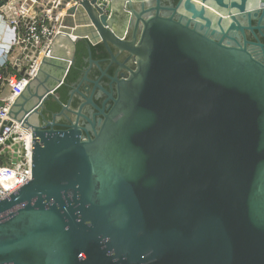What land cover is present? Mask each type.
<instances>
[{
    "label": "water",
    "instance_id": "95a60500",
    "mask_svg": "<svg viewBox=\"0 0 264 264\" xmlns=\"http://www.w3.org/2000/svg\"><path fill=\"white\" fill-rule=\"evenodd\" d=\"M43 1L73 54L11 106L32 178L0 200V264H264V0ZM81 41L88 95L48 121Z\"/></svg>",
    "mask_w": 264,
    "mask_h": 264
},
{
    "label": "built area",
    "instance_id": "2783aa9c",
    "mask_svg": "<svg viewBox=\"0 0 264 264\" xmlns=\"http://www.w3.org/2000/svg\"><path fill=\"white\" fill-rule=\"evenodd\" d=\"M11 1L1 8L8 19L21 28L15 42L20 50L13 58L8 55L0 67V200L7 198L32 178V133L10 116V109L22 91L20 88L24 89L37 74L42 58L53 54V39L50 36L55 29L52 11L43 0H17L14 5ZM33 46L35 50H32ZM31 51L33 55L30 56L28 52ZM37 51L41 53V57H37L39 63L34 60ZM24 66H27V76L21 74ZM10 139L13 142L7 145ZM5 147H9V151L5 152Z\"/></svg>",
    "mask_w": 264,
    "mask_h": 264
},
{
    "label": "flooded vegetation",
    "instance_id": "af4514ba",
    "mask_svg": "<svg viewBox=\"0 0 264 264\" xmlns=\"http://www.w3.org/2000/svg\"><path fill=\"white\" fill-rule=\"evenodd\" d=\"M94 57L96 59H100V58L104 57V55L103 54L99 55V54H96L95 53ZM75 61H76V58H75ZM74 64H75V62L72 64V66ZM87 67H88V62L83 67V69L81 71V74L79 75V77L76 80L70 82L69 81V78H68V82H69V84H71V88L68 87V86H63L61 88V96H60V99H62L63 105H60L59 103H56V102H54L52 104V107H51L52 108V111L48 115V121H51L52 120V117L54 115L56 116V122L58 124H69L70 123L66 118H63L62 115L69 116L71 118V124L76 121V119H77L78 116L75 115V114H73V113H71V109L78 110L79 107L81 106V104L85 102V99L82 97V95H84V94L85 95H88V92L86 91V81H83V75H84L85 70L87 69ZM95 70H96V68H94L89 73V77L90 78H95V76H98V74L95 72ZM54 73L56 74V72H54ZM70 89H71V91H73V89H77V92L75 93L74 99H72V102L69 105V102H68V100H69L68 91ZM101 99H99V102L101 101ZM64 105H67L68 106V108H66L65 110L62 107ZM89 108H90V106L85 105L83 107V112L85 114L89 115V116H92L91 113H89V111H88ZM79 124L80 125H86L87 124V121L83 118V116L80 117ZM55 128L56 129H63L64 127L59 125V126H56Z\"/></svg>",
    "mask_w": 264,
    "mask_h": 264
},
{
    "label": "crops",
    "instance_id": "0c3cea01",
    "mask_svg": "<svg viewBox=\"0 0 264 264\" xmlns=\"http://www.w3.org/2000/svg\"><path fill=\"white\" fill-rule=\"evenodd\" d=\"M34 11V10H32ZM21 28L15 26L9 19L4 10L0 9V63L1 56L4 52L9 50V55L13 58L18 54L20 48L16 45L18 33ZM53 57L57 63L69 60L73 54V45L69 37L61 34L53 44ZM2 64L0 65V67ZM46 68H53L51 65H46ZM54 73V72H53Z\"/></svg>",
    "mask_w": 264,
    "mask_h": 264
},
{
    "label": "trees",
    "instance_id": "16d2710c",
    "mask_svg": "<svg viewBox=\"0 0 264 264\" xmlns=\"http://www.w3.org/2000/svg\"><path fill=\"white\" fill-rule=\"evenodd\" d=\"M87 46L88 43L86 41H81L78 43L77 51H76V61L75 64L72 66L68 75L70 82L76 80L79 77L83 67L87 64L86 61L88 56Z\"/></svg>",
    "mask_w": 264,
    "mask_h": 264
},
{
    "label": "rangeland",
    "instance_id": "374dc122",
    "mask_svg": "<svg viewBox=\"0 0 264 264\" xmlns=\"http://www.w3.org/2000/svg\"><path fill=\"white\" fill-rule=\"evenodd\" d=\"M10 50V49H9ZM9 50H7L6 52H4L3 54H2V56H1V63H0V65L3 63V62H5L6 61V59H7V57H8V55H9Z\"/></svg>",
    "mask_w": 264,
    "mask_h": 264
},
{
    "label": "bare ground",
    "instance_id": "6f19581e",
    "mask_svg": "<svg viewBox=\"0 0 264 264\" xmlns=\"http://www.w3.org/2000/svg\"><path fill=\"white\" fill-rule=\"evenodd\" d=\"M11 4L12 5L17 4V0H12ZM32 13L35 14V11H32ZM20 90H23V88L21 87Z\"/></svg>",
    "mask_w": 264,
    "mask_h": 264
}]
</instances>
